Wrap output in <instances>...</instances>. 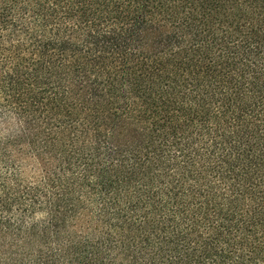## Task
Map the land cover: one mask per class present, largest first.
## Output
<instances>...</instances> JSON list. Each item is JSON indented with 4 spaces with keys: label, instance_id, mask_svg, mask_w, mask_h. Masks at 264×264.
I'll list each match as a JSON object with an SVG mask.
<instances>
[{
    "label": "trees",
    "instance_id": "16d2710c",
    "mask_svg": "<svg viewBox=\"0 0 264 264\" xmlns=\"http://www.w3.org/2000/svg\"><path fill=\"white\" fill-rule=\"evenodd\" d=\"M0 264H264V0H0Z\"/></svg>",
    "mask_w": 264,
    "mask_h": 264
},
{
    "label": "rangeland",
    "instance_id": "374dc122",
    "mask_svg": "<svg viewBox=\"0 0 264 264\" xmlns=\"http://www.w3.org/2000/svg\"><path fill=\"white\" fill-rule=\"evenodd\" d=\"M2 131L7 129V125L1 126ZM18 161L21 163L23 176L34 181L43 176L53 163L50 154H41L31 151V148L26 145H21L15 151ZM97 229L95 221L87 214L81 213L75 217L68 229V233L74 236H82L94 233Z\"/></svg>",
    "mask_w": 264,
    "mask_h": 264
}]
</instances>
